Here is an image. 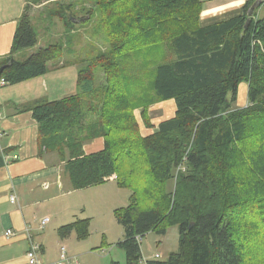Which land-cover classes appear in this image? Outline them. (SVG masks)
<instances>
[{
  "label": "trees",
  "instance_id": "obj_1",
  "mask_svg": "<svg viewBox=\"0 0 264 264\" xmlns=\"http://www.w3.org/2000/svg\"><path fill=\"white\" fill-rule=\"evenodd\" d=\"M46 1L50 0H34ZM252 3L235 17L201 26L199 0H99L110 52L76 63L74 94L26 108L37 123L40 145L58 155L73 190L113 176L119 187L128 188L120 168L142 162L139 176L147 205L142 208L132 200L114 211L124 232L117 246L124 251L126 264H243L238 229H248L249 223L239 210L251 204L264 226V184L258 180V174L264 175V18L255 10L248 20ZM27 10L28 5L8 55L0 59V67L5 66L0 79L6 86L44 75L48 63L60 57V46L49 45L23 61L14 59L37 45ZM160 43L167 44L174 60L154 68L150 100H174L176 115L142 139L124 127L131 119L130 106L142 99L127 94L130 86L121 80L116 54L126 44ZM100 73L103 84L97 83ZM241 83L248 86L247 105L232 109ZM98 138L103 139V149L85 154L83 146ZM249 138L254 142L260 138L253 158L244 145ZM133 146L141 156H131ZM171 183L174 187L167 191ZM256 191L261 194L253 195ZM89 225V219L77 218L59 227L57 234L66 238L74 232L84 240ZM173 226L179 231L177 251L164 261L144 260L141 237L151 231L165 235Z\"/></svg>",
  "mask_w": 264,
  "mask_h": 264
},
{
  "label": "rangeland",
  "instance_id": "obj_2",
  "mask_svg": "<svg viewBox=\"0 0 264 264\" xmlns=\"http://www.w3.org/2000/svg\"><path fill=\"white\" fill-rule=\"evenodd\" d=\"M27 2L29 9L27 13L30 15L32 25L38 34V44L27 49L23 59L14 57L15 60L23 61L24 58L26 59L37 52L39 48L49 45H57L61 48L60 57L51 60V64L55 63L56 65L79 63L84 60L91 62L99 54L107 55L110 52L112 43L108 29L102 22L99 7H97L99 0H50L40 3L28 0ZM62 7H68L70 11L65 12ZM255 10L258 17L264 18V4ZM118 50L120 51L116 55L120 64L121 80L127 87L128 84L130 86L127 88L130 94H127L132 95L133 98L135 95H139L142 99L136 106L134 104L130 106L131 119L128 118L124 122V127L130 132H137L139 138H148L156 133L157 125L160 122L172 119L176 115L174 100L158 102L150 100L152 98L151 84L154 80L152 75L154 68L159 64L174 60V56L165 43L155 46L126 44ZM113 53L115 54V51ZM104 82L105 77L103 73H100L97 83L103 84ZM247 90L246 83L239 84L236 101L231 104L232 109L240 110L246 107ZM0 91H4V88H0ZM146 102H148L147 107L142 112L141 108ZM93 143L94 141H90L85 145L89 154L97 152L93 151L94 149L91 147ZM259 144L260 138L255 139V142L254 138H249L244 143L251 158L254 157L253 155H258L257 146ZM131 149V156L137 153L139 156L142 155L141 150L136 149L135 146ZM139 160L120 168V173L125 177V184L130 187H119L116 181H110L87 190H79L75 194L82 202L81 205L87 207L86 209L83 207L80 217L91 218L88 238L87 240H78L73 232L62 241L57 235L59 238L57 248L53 240L48 238L46 245H44L46 248L44 255L38 256L41 262L45 264H52L53 262H56L55 264H73L75 261H78L79 264H126L124 251L117 246L118 242L122 241L124 232L115 219L114 211L127 207L132 200L138 202L142 208L147 205L142 193L144 182L139 176V168L142 164V162L139 163ZM262 167L264 169L263 165ZM258 175V180L264 184V175ZM113 177L111 179L115 180ZM251 177L250 174V178L247 180H252ZM173 187L174 184L171 183L167 185L166 189L170 191ZM133 191L135 195L132 197ZM258 194L261 193L257 191L253 193L255 196ZM246 199L250 202V198ZM44 211H46L45 208ZM239 212L240 214L245 213L249 223L248 229L243 231L238 229V236L240 237L238 242L243 264H264V226L251 204L248 203ZM35 214L37 217L39 216L36 211ZM50 217L51 222H53L52 216ZM50 217L46 213L41 215L38 221L40 223L43 219H50ZM232 228L237 230L238 227L234 225ZM178 236L177 226L169 227L165 235H159L153 231L148 232L139 241L143 259L147 261L166 260L170 253L177 251ZM61 247L64 248L66 260L69 261L60 260L59 248Z\"/></svg>",
  "mask_w": 264,
  "mask_h": 264
},
{
  "label": "crops",
  "instance_id": "obj_3",
  "mask_svg": "<svg viewBox=\"0 0 264 264\" xmlns=\"http://www.w3.org/2000/svg\"><path fill=\"white\" fill-rule=\"evenodd\" d=\"M27 1L0 0V59L6 57L10 51ZM199 1L202 3L199 18L201 26L235 17L241 13L245 4L255 2V0ZM26 50L17 53L14 57L23 59ZM47 66L48 71L44 75L0 87L4 88V91H0L2 115L0 120L2 160L0 166V264H28L27 253L31 245L39 246L38 256L44 255L46 251L44 245L48 238L53 240L57 248L60 238L57 236L58 228L77 218L89 219L91 225V218L80 217L84 205H81L78 195H75L79 190L71 188L64 165L58 155L47 152L40 145L37 137V123L31 111L26 109L36 101L60 100L76 91V63L56 65L51 64L50 61ZM93 141L91 145L93 151H100L104 143L103 139L98 138ZM85 145L83 151L89 154ZM113 179H116L115 176ZM110 181L115 180L110 179L106 182ZM11 196L14 197V202L10 201ZM46 213L49 217L52 216L53 222L50 217L41 229L38 218ZM7 230H11L13 235L7 237L5 235ZM66 238L60 239L63 241ZM41 264L45 263L41 262ZM73 264H79V262L75 261Z\"/></svg>",
  "mask_w": 264,
  "mask_h": 264
},
{
  "label": "built area",
  "instance_id": "obj_4",
  "mask_svg": "<svg viewBox=\"0 0 264 264\" xmlns=\"http://www.w3.org/2000/svg\"><path fill=\"white\" fill-rule=\"evenodd\" d=\"M2 86H5V82L0 79V87H2ZM1 118H2V115L0 113V120H1ZM10 201L11 202H14V197L11 196L10 197ZM47 222H48V218L43 219L40 222V228L42 229ZM5 235L7 237H10V236L13 235V233H12L11 230H7L6 233H5ZM39 249H40L39 246L34 245V244L31 245L30 250L27 253L28 264H41V262L38 259ZM65 259L66 258L64 256V248L61 247V249H60V260L63 261Z\"/></svg>",
  "mask_w": 264,
  "mask_h": 264
},
{
  "label": "water",
  "instance_id": "obj_5",
  "mask_svg": "<svg viewBox=\"0 0 264 264\" xmlns=\"http://www.w3.org/2000/svg\"><path fill=\"white\" fill-rule=\"evenodd\" d=\"M261 2H262V0H255V2L250 6L248 13H247L248 20L252 16L255 9L261 5ZM248 20H247V22H248ZM4 68H5V66L0 67V77H1V74H2V71Z\"/></svg>",
  "mask_w": 264,
  "mask_h": 264
}]
</instances>
